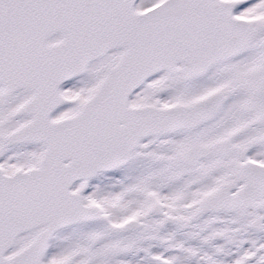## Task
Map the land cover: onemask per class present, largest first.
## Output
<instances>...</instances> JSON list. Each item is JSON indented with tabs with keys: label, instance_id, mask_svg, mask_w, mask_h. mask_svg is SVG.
<instances>
[{
	"label": "snow or ice",
	"instance_id": "obj_1",
	"mask_svg": "<svg viewBox=\"0 0 264 264\" xmlns=\"http://www.w3.org/2000/svg\"><path fill=\"white\" fill-rule=\"evenodd\" d=\"M0 264H264V0H0Z\"/></svg>",
	"mask_w": 264,
	"mask_h": 264
}]
</instances>
